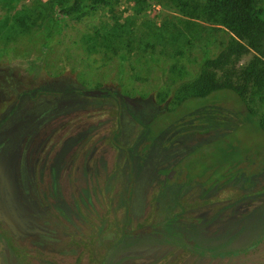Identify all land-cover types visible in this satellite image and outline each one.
Returning a JSON list of instances; mask_svg holds the SVG:
<instances>
[{
    "label": "rangeland",
    "instance_id": "rangeland-1",
    "mask_svg": "<svg viewBox=\"0 0 264 264\" xmlns=\"http://www.w3.org/2000/svg\"><path fill=\"white\" fill-rule=\"evenodd\" d=\"M194 1L202 3V0ZM183 3L186 5L187 1L182 0L177 6L168 0H107V5L81 22L65 20L61 32L51 38L46 50L41 48V41L34 32L24 34L10 26L0 31V111L14 108V114L5 126L9 128L17 119H24L26 125L42 113L46 120L55 119L52 123L57 135L58 131L70 126V138L63 135L60 146L64 142L73 143L78 135L82 136V140L60 158L54 236L51 238L49 231L43 236L33 235L30 231L27 236L25 234L24 251L31 259L24 264H95L103 245L115 240L119 228L137 233L144 229L142 225L151 201L166 173L174 169V163L192 145H201L218 137V133L194 136L179 148L156 150L140 167L126 165L123 151L110 142L118 117L119 148L130 146L140 130L134 119L146 122L159 106L168 102L155 101V93L166 89L172 81L188 79L191 73L178 61L176 66L180 76L166 74L162 77L136 49H122L115 54L107 45L115 47L118 38L123 36L125 41L127 32L138 28V25L130 26L124 21L133 14L132 11L140 9L141 15H146L142 19L148 21L142 28L151 26L154 32L162 33L163 40L178 39L174 46L178 49H186L183 46L188 40L192 48L199 50L200 45L211 43L217 33L205 23L195 24V20L186 18L187 14L183 13L187 8L183 9ZM112 16L119 17V25L110 30L107 22L114 20ZM98 26L105 31L103 36H115L97 48L95 41L86 37ZM106 31L109 34L106 35ZM179 32L181 35H177ZM89 44L94 45V51L87 48ZM194 55L195 52L190 53L191 57ZM251 56V53L241 56L239 66L245 65ZM30 60L36 61L37 66L25 62ZM36 89L42 90V94L30 95ZM80 89L92 90L93 96L63 94L66 90ZM101 90L118 93L125 102L98 98L96 95ZM262 113L264 116V103ZM4 116L5 113H0V118ZM6 182H11L10 176L0 177L3 186ZM4 197L10 205L14 196L7 190ZM263 213L264 202L252 193L246 202L224 209L214 217L199 214L205 222L203 231L207 246L225 244V249L232 251L249 245L260 230ZM87 248H92L96 255L92 260L86 255ZM36 252L42 255L37 257ZM171 258L168 250L143 240L113 261L117 264H167ZM176 264H264V239L238 255L222 258L183 255Z\"/></svg>",
    "mask_w": 264,
    "mask_h": 264
},
{
    "label": "trees",
    "instance_id": "trees-1",
    "mask_svg": "<svg viewBox=\"0 0 264 264\" xmlns=\"http://www.w3.org/2000/svg\"><path fill=\"white\" fill-rule=\"evenodd\" d=\"M168 1L177 6L182 3V0ZM186 1V5L183 3V9L187 8L183 13L187 14L186 18L195 20V24L205 23L217 33L211 43L200 45L199 50L192 48L188 40L183 46L186 49H178L174 47L178 39L163 40L162 33L154 32L151 26L142 28L148 21L142 19L146 15H141L140 9L132 11L124 21L138 28L130 29L125 41L123 36L118 38L115 47L107 45L115 54L122 49H136L162 77L166 74L180 76L178 61L191 73L188 79L172 81L166 89L155 93V101L168 102L159 106L146 122L134 119L140 130L129 147L120 149L131 165L133 160L140 163L156 150L179 148L194 136L219 135L201 145H192L174 163L175 178L166 182L157 199L152 200L143 224L146 230L139 234L119 232L113 242L104 245L99 264L111 263L118 254L144 238L170 249L169 264L177 263L174 254L178 251L194 250L201 254L205 247L200 243L196 226L188 223L187 215L192 210L212 208L213 214H217L225 207L222 198L227 191L244 195L245 199L251 192L244 194L243 191L258 181L253 192H264V0ZM105 5L107 0H0L3 12L0 31L10 26L20 33L34 32L41 41V48L46 50L51 38L61 32L65 20L81 22ZM112 18L114 20L107 22L110 30L119 25V17ZM101 26L86 37L92 38L97 48L115 36H103L105 31ZM142 30L143 33H136ZM87 48L95 50L94 45L89 44ZM194 52L191 57L190 53ZM249 53L252 54L250 60L239 66L240 57ZM25 62L37 66L36 61ZM93 93L89 89L79 90V94L86 96ZM96 96L115 103L125 102L122 95L114 92L101 90ZM119 129L117 117L110 134L114 146H119ZM212 147L218 148L210 150ZM166 198L162 204L157 202ZM263 236L264 233L257 234L248 248L256 246ZM236 253L220 245L216 255ZM87 254L90 260L96 256L91 251Z\"/></svg>",
    "mask_w": 264,
    "mask_h": 264
},
{
    "label": "flooded vegetation",
    "instance_id": "flooded-vegetation-1",
    "mask_svg": "<svg viewBox=\"0 0 264 264\" xmlns=\"http://www.w3.org/2000/svg\"><path fill=\"white\" fill-rule=\"evenodd\" d=\"M40 91L41 93L39 94H32L30 92V95H41L42 90ZM67 93L79 94V90L75 92L66 90V92L63 94ZM17 104L18 103H16L15 106ZM13 112L14 108H2L0 111V113H5V116L0 118V177L3 178L4 176H10L11 178V182H6L5 186L0 183V264H24L25 261L27 262V259H31V257L25 255L24 251V237L25 234L27 236L29 231L31 232V234L38 236H43L46 234V231H49L52 234L51 238H53V227L55 223L56 212L55 191L57 174L60 170V158L65 157L66 153L71 150L72 146L78 144L79 141L82 140V136L78 135L73 143L69 142L67 144L66 142H64L63 145L60 146L61 138L63 135L64 138H70V126H66L62 130L58 131L59 134L57 135V131L55 132L54 124L52 123L55 122V119L48 118V120H46L43 118L44 114L42 113L26 125H24V119H17L8 128L5 125L9 121L10 116L14 114ZM46 122H48V124H46ZM45 124L46 126H44ZM113 147H115L117 150H122L119 148V146L113 145ZM123 157L125 159L126 165H129L131 167H140L142 166L140 164H143L148 159L147 158L140 163H138L136 160H133L132 164L130 165L125 157L124 151ZM174 173V169L166 173L164 181L160 184L156 196L152 200L157 199L161 187L164 186L166 182H169L173 179H171V177ZM169 174L170 178L167 177ZM258 182H256L249 190H244L243 193L245 194L251 192L250 194H255L257 199H260L264 202V192H253L255 186L258 185ZM236 187L239 188V185H237ZM7 190L11 195L14 196L12 197V203L10 205H8V202L4 197ZM166 192L169 193L168 189H166ZM225 194L226 196L224 195L222 198V204L225 205V207L222 208V210L217 214H220L224 209H230L232 206L237 205L238 203L246 202L251 197V195L248 194L244 199V195L238 196L237 193L232 191H227ZM260 195L262 197H260ZM160 200L166 201L167 198L159 199L157 202L159 203ZM193 213H195L196 216H194ZM203 213L207 217H214L217 215L213 214L214 212H212V208L211 210L196 208L192 210L190 214L187 215V217L189 218L188 223L196 226L200 236V243L205 247V251L201 254H197L194 250L187 252H175L174 256L177 257V263L180 260V256L183 257V255H193L196 258L213 255L222 258L229 255H238L241 252L256 247L257 244L261 241L260 240L254 247L248 248V245H246L241 249L235 250L237 251L236 254L218 256L216 255L218 247L221 245L224 246L225 249L226 246L225 244H219L215 247L207 246L205 242L206 235H204L205 232L203 231L205 222H203V218L202 216H200ZM263 222L264 213L261 217L260 230L257 234L264 233ZM45 225H47V228L45 227ZM142 226L144 227V225ZM24 227L26 228V232H24ZM145 230L146 228L144 227L142 231ZM142 231L137 233L128 231L125 228H119L116 234L118 235L119 232L139 234ZM143 240L149 241L150 244L154 245L155 247H162V249H166L168 251L170 250L169 248H166L164 246L155 245L153 242H151L150 239L144 238ZM130 247L127 248V250H129ZM103 249L100 250L101 252H99L98 258L101 257ZM87 250L89 249L87 248ZM92 250L93 249L91 248L89 251L92 252ZM127 250L118 254L117 256L126 253ZM87 253L88 251H86V255ZM34 254L37 255V257H40V255H42L39 252H36ZM49 254H51V256L54 255L52 252H50ZM43 258H41V261H43ZM171 259L167 264L170 263ZM95 264H99V260ZM109 264L117 263L115 261H112Z\"/></svg>",
    "mask_w": 264,
    "mask_h": 264
},
{
    "label": "water",
    "instance_id": "water-1",
    "mask_svg": "<svg viewBox=\"0 0 264 264\" xmlns=\"http://www.w3.org/2000/svg\"><path fill=\"white\" fill-rule=\"evenodd\" d=\"M167 177L170 178V174Z\"/></svg>",
    "mask_w": 264,
    "mask_h": 264
}]
</instances>
